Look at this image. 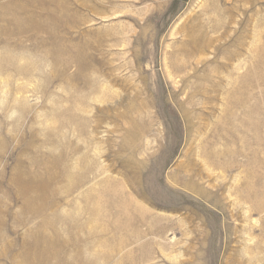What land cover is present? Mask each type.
Wrapping results in <instances>:
<instances>
[{"label":"rangeland","instance_id":"1","mask_svg":"<svg viewBox=\"0 0 264 264\" xmlns=\"http://www.w3.org/2000/svg\"><path fill=\"white\" fill-rule=\"evenodd\" d=\"M18 1L0 0V27L25 29L0 32V264L127 252L134 264H264V163L251 155L264 162V0H63L59 37L23 19L60 0ZM248 73L246 108L227 114L226 91ZM214 124L237 137L218 149L254 148L214 166ZM31 171L47 188L25 190ZM252 172L257 199L242 191ZM38 229L64 249L35 247Z\"/></svg>","mask_w":264,"mask_h":264},{"label":"bare ground","instance_id":"2","mask_svg":"<svg viewBox=\"0 0 264 264\" xmlns=\"http://www.w3.org/2000/svg\"><path fill=\"white\" fill-rule=\"evenodd\" d=\"M18 1V0H17ZM16 0H15V2H17ZM32 1H34V0H32ZM41 1H43V0H41ZM54 1V0H53ZM65 1V0H64ZM63 0H60L59 1V3L58 4H56V6H55V8L54 9H50L49 7V9L48 8H41V10L40 11H36V10H34V11H36V12H31V13H29L30 11H27L26 12V14H27V16L23 19L21 16L23 15L24 16V13L19 17V18H21V19H23V21H27V22H29L30 23V26H32L34 29H36V30H41V29H48V31H50V34H52V36H58L57 34H58V27H53V25H55V23H57L58 22V20H59V16H60V14H59V12L61 13V14H63L62 16H63V18H65V16L66 15H68V13H69V11H70V9H67L65 6H64V2ZM220 1V0H219ZM218 1V2H219ZM229 1V0H228ZM19 2V1H18ZM28 2V1H27ZM62 2H64L63 4H62ZM83 2V1H82ZM26 3V2H25ZM35 2H33V4H34ZM216 3V2H215ZM16 4V3H15ZM18 4V3H17ZM116 4V3H115ZM123 4V3H122ZM219 4V3H218ZM9 5V4H8ZM8 5H7V7H8ZM82 6L83 7H87V4L85 3H83L82 4ZM206 6V5H205ZM232 6V5H231ZM5 7H6V5H5ZM29 7V6H28ZM40 7V6H39ZM54 7V6H53ZM214 7V6H213ZM217 7V6H216ZM18 8V7H17ZM24 8V7H23ZM230 8V7H229ZM237 8V7H236ZM36 9H38V6H37V8ZM117 9V8H116ZM231 9V8H230ZM24 10V9H23ZM33 10V9H32ZM31 10V11H32ZM39 10V9H38ZM74 10V9H73ZM232 10V9H231ZM21 11V10H20ZM72 11V10H71ZM219 11V10H218ZM230 11V10H229ZM237 11V10H236ZM77 12V11H76ZM217 12V11H216ZM21 13V12H20ZM78 13V12H77ZM219 13V12H218ZM232 13V12H231ZM25 14V15H26ZM44 19V21H42L41 19ZM68 19H70V18H68ZM64 20V19H63ZM4 21H6V20H4ZM22 20H20V19H18V18H14V19H12V20H9V21H7L8 23H7V25L8 24H11L12 25V27H10V28H3V26L2 27H0V32L2 33V34H6V35H8V36H10L12 33H15V31L17 32V30L19 31V32H24L25 31V29L23 28V23L21 22ZM26 23V22H25ZM50 23V25H48ZM217 23V22H216ZM64 24V23H63ZM223 24V23H222ZM1 26V25H0ZM14 26L17 28L16 30H13L14 29ZM49 26V27H48ZM64 26H65V24H64ZM223 26V25H222ZM9 27V26H8ZM218 27V26H217ZM142 28V27H141ZM207 29H208V27H206ZM62 29V28H61ZM216 29V28H215ZM215 31V30H214ZM233 31V30H232ZM19 34V33H18ZM59 37V36H58ZM209 38V37H208ZM62 39V38H61ZM210 39V38H209ZM212 40V39H211ZM210 40V41H211ZM88 46V45H87ZM60 47V46H59ZM68 47V46H67ZM72 47V46H71ZM66 48V47H65ZM84 48V47H83ZM71 49V48H70ZM84 51V50H83ZM210 51V50H209ZM260 53H262L263 55H264V48H260L259 50H258V54L256 55V57L253 59L255 62V64L254 65H256V66H258L259 65V59H258V55L260 54ZM81 56V55H80ZM237 56V55H236ZM235 57V56H234ZM83 58V57H82ZM236 58V57H235ZM80 59V58H79ZM83 62V61H82ZM230 63V62H229ZM187 64V63H186ZM176 65H179V64H176ZM82 66V65H81ZM178 67V66H177ZM217 67V66H216ZM223 67V66H222ZM182 68V67H181ZM218 68V67H217ZM241 68V67H240ZM178 69H180V68H178ZM177 69V70H178ZM228 69V68H227ZM115 70V69H114ZM174 70V69H173ZM211 70V69H210ZM256 71V74H252L253 76L252 77H254V78H256V79H258V78H260L261 77V71L260 70H255ZM258 71V72H257ZM212 74V73H211ZM238 75V74H237ZM76 76V75H75ZM205 77V76H204ZM207 77V76H206ZM249 77H251V75H250V73H248V74H242V75H240L239 76V83L238 84H235L234 83V85H231V87L228 89V91H226V88H225V91L227 92V95H228V97H227V103H226V107H225V111L227 112V114H231V113H233V111H232V109L233 108H246V101H247V91L249 92V89H247V87H248V85H247V80H250V78ZM210 78V77H209ZM220 78V77H219ZM249 78V79H248ZM128 79V78H127ZM254 80V79H253ZM126 81V80H125ZM197 82H199V81H197ZM219 83V82H218ZM216 84V83H215ZM91 85V84H90ZM214 86V85H213ZM227 87V86H226ZM212 88V87H211ZM217 88V87H216ZM104 90V89H103ZM203 95V94H202ZM205 95V94H204ZM224 96V95H223ZM197 97V96H196ZM254 98H257L258 97V95L257 94H255L254 96H253ZM195 98V97H194ZM140 100V99H139ZM257 104V103H256ZM257 105H253V107H251L250 109H257ZM213 108V107H212ZM254 111V110H253ZM254 113H256V110H255V112ZM126 118V117H125ZM229 118V117H228ZM256 121V120H255ZM129 122V121H128ZM135 123V122H134ZM230 123V122H229ZM256 124V123H255ZM258 124V123H257ZM227 125V124H226ZM230 125V124H229ZM126 126V125H125ZM231 126V125H230ZM260 126V125H259ZM197 127V126H196ZM243 127V126H242ZM255 127H256V130H254L253 129V127H252V129L254 130V131H258L259 130V128H258V125L256 126L255 125ZM211 128V127H210ZM235 128V127H234ZM233 128V129H234ZM240 128H241V126H240ZM229 129V130H228ZM232 128H226V126L225 125H217V124H214V127L213 128H211L210 130L211 131H214V132H218V133H220V132H222L221 134H216V135H213V137H215V138H213V140L212 139H210V138H208L207 140H206V142H204L206 145H207V148H208V155H207V159L214 165V166H217V165H220L219 164V162H220V160L223 158V157H225L227 154L228 155H230V156H234L235 154H239V155H244V156H247V153H245V151L247 150H251V149H253L254 147L252 146L253 144H252V142L250 143V142H248V141H243V143H242V146H243V150L242 149H240V148H237V149H235V150H229L228 148V150H221V149H218L217 147V143L219 142V141H216V140H222V139H226V140H228V137H229V135L232 137V141H236L237 140V137L236 136H234V132L232 133V130H231ZM237 129H238V127H237ZM210 130H209V132H210ZM146 131V130H145ZM224 131L225 132H228V135L226 136L225 134H224ZM130 133V136H135V132H134V130L132 131V132H129ZM207 133V132H206ZM213 133V132H212ZM232 134V135H231ZM225 135V136H224ZM215 139V140H214ZM229 139H231V138H229ZM205 140V139H204ZM231 141V140H230ZM255 141H258V140H255ZM254 143V142H253ZM254 144H258V142H256V143H254ZM202 145V144H201ZM230 145V144H229ZM217 146V147H216ZM202 147V146H201ZM204 147V146H203ZM253 147V148H252ZM226 148V147H225ZM190 150V149H189ZM201 150V149H200ZM257 150L258 149H254L253 151H252V153H251V155L252 156H254L255 158H256V163L254 164V165H256V167H258V165H262L264 162H262V159H260L259 158V153L257 152ZM202 152V151H201ZM206 154V153H205ZM201 155H203V154H201ZM193 156V155H192ZM253 157V158H254ZM260 159V160H259ZM193 161V160H192ZM195 161V160H194ZM206 161V160H205ZM222 161V160H221ZM238 161V160H237ZM248 161V160H247ZM255 161H253V162H255ZM230 162V161H229ZM203 163H204V161H203ZM237 163V162H236ZM210 164V163H209ZM253 164V163H252ZM264 165V164H263ZM204 167V166H203ZM202 167V168H203ZM255 167V166H254ZM264 167V166H263ZM199 168V167H198ZM252 169V168H251ZM223 173V172H222ZM30 178L27 180V181H25V186H27V188L28 189H25V190H28L29 192H31L32 193V191H36V190H43L46 186H44V179L45 178H41V176L39 175V174H37V173H35V172H30ZM73 176V175H72ZM247 176L248 177H250V178H254L253 180H254V185L253 186H250V185H248V184H245L244 186H247V187H244V189H242V188H240V189H242V191L244 190V192H245V194H243V196L244 195H246V197H248L249 198V196H247V194L246 193H252V192H254V195L252 196V194L250 195V196H252V198L255 196V195H257L258 194V188H257V183L259 182V178H258V173H249V175L247 174ZM43 177V176H42ZM247 177V178H248ZM22 178V177H21ZM246 178V179H247ZM261 178V177H260ZM18 179V178H17ZM20 179V178H19ZM69 179V178H68ZM73 179V178H72ZM21 180V179H20ZM52 180V179H51ZM238 180V179H237ZM106 181V180H105ZM111 181V180H110ZM22 183H23V181H21ZM47 182V181H46ZM61 182V181H60ZM70 182H71V180H70ZM22 183H20V184H22ZM63 183V182H62ZM250 183V182H249ZM68 184V183H67ZM79 184V183H78ZM77 184V185H78ZM101 184H103V183H101ZM233 184V183H232ZM252 184H253V182H252ZM48 185H50V184H48ZM71 185V184H70ZM73 185H75V184H73ZM12 186V185H11ZM25 186H24V188H25ZM82 186V185H81ZM114 186V185H113ZM14 187V186H13ZM22 187V186H21ZM23 188V187H22ZM47 188V187H46ZM92 189V188H91ZM21 190V189H20ZM24 190V191H25ZM21 191H23V190H21ZM110 191V190H109ZM235 191V190H234ZM241 191V190H240ZM39 192V191H38ZM44 192V191H43ZM54 193H55V191H53ZM108 192V191H107ZM20 193V192H19ZM47 193V192H46ZM101 193V192H100ZM205 193H206V191H205ZM85 194V193H84ZM23 195H25L24 193H23ZM27 195V194H26ZM29 195V194H28ZM27 195V196H28ZM35 195V194H34ZM33 194H32V197L31 198H34L33 196H34ZM45 195V194H44ZM86 195V194H85ZM88 195H89V193H88ZM88 195H86V196H88ZM101 195V194H100ZM240 195V194H239ZM22 196V195H21ZM31 196V195H30ZM29 196V197H30ZM60 196V195H59ZM55 197V196H54ZM85 197V196H84ZM97 197V196H96ZM256 197V196H255ZM30 198V199H31ZM39 198V197H38ZM37 198V199H38ZM87 198V197H86ZM120 198H122L121 196H120ZM125 198H126V196H125ZM124 198V199H125ZM128 198V197H127ZM259 198V197H258ZM46 199H47V197H46ZM98 199V198H97ZM123 199V200H124ZM255 199H257V197L255 198ZM254 199V200H255ZM26 200V199H25ZM42 200V199H41ZM48 200V199H47ZM63 200V199H62ZM108 200V199H107ZM253 200V201H254ZM43 201H45V200H43ZM55 201V200H54ZM120 201V200H119ZM118 201V202H119ZM125 201V200H124ZM256 201V200H255ZM258 201V200H257ZM30 202V201H29ZM94 202V201H93ZM121 202V201H120ZM128 202V201H127ZM130 202H131V200H130ZM23 203V202H22ZM125 203V202H124ZM255 204H257L256 202H254ZM259 203H260V201H259ZM258 203V204H259ZM41 204V203H40ZM43 204V203H42ZM45 204H46V202H45ZM76 204V203H75ZM121 204V203H120ZM137 204V203H136ZM136 204H134L135 206H136ZM235 204V203H234ZM261 205H262V203H260ZM127 205H129V203L127 204ZM25 206H29L28 204L27 205H25ZM39 206V205H38ZM43 206V205H42ZM42 206H40V207H42ZM46 206V205H45ZM53 206V205H52ZM130 206V205H129ZM254 206V205H253ZM40 207H39V209H40ZM50 207H51V205H50ZM99 207V206H98ZM119 207V206H118ZM257 207V206H256ZM255 207V208H256ZM258 207H260V206H258ZM46 208V207H45ZM106 208V207H105ZM116 208V207H115ZM122 208V207H121ZM124 208V207H123ZM243 208V207H242ZM39 209H37V210H39ZM87 209V208H86ZM90 209V208H89ZM96 209H98V208H96ZM95 209V210H96ZM256 209H258V208H256ZM44 210V209H43ZM88 210V209H87ZM99 210V209H98ZM120 209H118V211H119ZM88 211H90L91 212V210H88ZM142 211V210H141ZM31 212V211H30ZM38 212H43V211H41V210H39ZM37 212V213H38ZM54 212V211H53ZM95 212V211H94ZM143 212V211H142ZM263 212V211H262ZM1 213V212H0ZM15 213V212H14ZM57 213V212H56ZM68 213V212H67ZM98 212L96 211V214H97ZM36 214V213H35ZM39 214V213H38ZM42 214V213H41ZM58 214V213H57ZM84 214V213H83ZM92 213H90V215H91ZM102 214V213H101ZM117 214V213H116ZM54 215H55V213H54ZM58 215H60V214H58ZM94 215V214H93ZM27 216V215H26ZM56 216V215H55ZM96 216V215H95ZM103 216V215H102ZM13 217V216H12ZM31 217V216H30ZM51 217V216H50ZM119 217V216H118ZM130 217V216H129ZM46 218V217H45ZM48 218V217H47ZM56 218V217H55ZM55 218H53V219H55ZM140 218H142V217H140ZM25 219V218H24ZM57 219V218H56ZM107 219V218H106ZM116 219H119V218H116ZM29 220V219H28ZM27 220V221H28ZM43 220V219H42ZM104 220V219H103ZM120 220H121V216H120ZM30 221V220H29ZM45 221V220H44ZM47 222H48V220H46ZM132 221H133V219H132ZM249 221V220H248ZM67 222V221H66ZM108 222V221H107ZM118 222H119V220H118ZM122 222V221H121ZM26 223V222H25ZM55 223V222H54ZM53 223V224H54ZM111 223V222H110ZM151 223V222H150ZM43 224V223H42ZM45 225H47V227H49V225L51 226V223L50 224H47V223H44ZM80 224V223H79ZM39 225V224H38ZM37 225V226H38ZM97 225H98V223H97ZM112 224H110V226H111ZM118 225V224H117ZM130 225V224H129ZM59 226V225H58ZM86 226V225H85ZM119 226V225H118ZM124 226V225H123ZM161 226V225H160ZM256 226V225H255ZM40 227V226H39ZM45 227V226H44ZM77 228H78V226H76ZM81 227H83V226H81ZM117 227V226H116ZM173 227V226H172ZM100 228V227H99ZM104 228V227H103ZM102 228V229H103ZM118 228H120V226L118 227ZM125 228V227H124ZM108 229V228H107ZM114 229V228H113ZM79 230H81L80 228H79ZM117 230H120V229H117ZM124 230V229H123ZM39 231H41L40 229H38V231H36V236H37V240H35L36 241V244L34 245L35 247H39V248H42L43 247V250L45 251V252H47L48 251V249H50V248H48V246H59V245H57V243H56V241L57 240H59V238H57V236H58V233L57 232H54V235H52V237H50V236H48V235H45V236H43L42 237V234H40V232ZM94 231V230H93ZM93 231H92V233H93ZM97 231V230H96ZM110 231V230H109ZM35 232L33 231V234H34ZM38 233V234H37ZM91 233V232H90ZM91 233V234H92ZM94 233H96V232H94ZM109 233V232H108ZM124 233V232H123ZM122 233V234H123ZM126 233V232H125ZM88 234V233H87ZM97 234V233H96ZM99 234V233H98ZM97 234V235H98ZM247 234V233H246ZM95 235V234H94ZM63 236V235H62ZM136 236V235H135ZM87 237V236H86ZM97 237H100V236H97ZM100 239V238H99ZM104 239H107V238H104ZM122 240H123V238H122ZM63 241V240H62ZM127 241V240H126ZM68 242V241H67ZM88 242V241H87ZM93 242V241H92ZM98 242V241H97ZM25 243H26V238H25ZM126 243V242H125ZM129 243V242H128ZM172 243V242H171ZM251 243V242H250ZM46 244V245H45ZM120 244V243H119ZM122 244V243H121ZM151 244V243H150ZM68 245V244H67ZM105 245V244H104ZM110 245V244H109ZM148 245V244H147ZM146 244H145V246H147ZM162 245V244H161ZM66 246V245H65ZM148 247V246H147ZM11 248V247H10ZM57 248V247H56ZM59 249H64V246L63 245H60L59 247H58ZM112 248V247H111ZM58 249V250H59ZM77 249V248H76ZM95 249V248H94ZM106 249V248H105ZM201 250V249H200ZM113 251V250H112ZM163 251V250H162ZM9 252V251H8ZM41 253V252H40ZM108 253H110V252H108ZM128 253V255H126L125 256V254H124V256L126 257H123V258H121L120 260H118V264H123L124 262H126V261H128V260H130L133 264H134V260L132 259V256L129 254V252H127ZM14 254V253H13ZM96 254V253H95ZM156 254V253H155ZM32 255V254H31ZM111 255H113V254H111ZM142 255V254H141ZM1 256V255H0ZM41 257H42V254L40 255ZM110 255H107V257H109ZM1 257H3V256H1ZM54 258H53V261H52V264H55L56 262H55V260H57L56 258V255H54L53 256ZM60 257V256H59ZM62 257H64V256H62ZM81 257H83V256H81ZM134 257V256H133ZM61 259V258H60ZM33 260V259H32ZM59 260V259H58ZM157 260V259H156ZM46 261V262H45ZM44 262L46 263V264H50V261H48V260H45ZM61 261H62V263L63 264H74V260H72V259H70L69 257H66V258H63V259H61ZM86 261V260H85ZM61 263V262H60ZM83 263V262H82ZM58 264V263H57ZM136 264V263H135ZM138 264V263H137Z\"/></svg>","mask_w":264,"mask_h":264}]
</instances>
